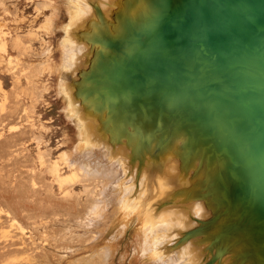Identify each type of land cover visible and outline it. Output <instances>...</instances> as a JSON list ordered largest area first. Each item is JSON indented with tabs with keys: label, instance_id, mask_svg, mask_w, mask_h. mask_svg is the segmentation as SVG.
I'll use <instances>...</instances> for the list:
<instances>
[{
	"label": "water",
	"instance_id": "water-1",
	"mask_svg": "<svg viewBox=\"0 0 264 264\" xmlns=\"http://www.w3.org/2000/svg\"><path fill=\"white\" fill-rule=\"evenodd\" d=\"M119 8L111 27L87 35L90 62L72 84L107 134L97 146L125 142L132 161L154 148L148 183L161 175L163 154L177 175L190 173L191 199L205 213L164 251L201 238L199 264H264V0H124Z\"/></svg>",
	"mask_w": 264,
	"mask_h": 264
},
{
	"label": "rangeland",
	"instance_id": "rangeland-1",
	"mask_svg": "<svg viewBox=\"0 0 264 264\" xmlns=\"http://www.w3.org/2000/svg\"><path fill=\"white\" fill-rule=\"evenodd\" d=\"M81 1L0 0V232L8 229L0 233V264H199L206 251L201 238L198 247L189 242L181 252L164 251L182 238L193 216L204 214L191 200L195 189L181 183H190V173L174 174L172 154H163L161 175L148 183L156 167L154 148L146 159L132 161L125 142L98 147L106 132L83 119L74 95L59 94L66 31L88 22L87 17L73 22ZM51 163H58L62 176L78 170L80 178L61 187ZM127 170L140 182L139 190ZM177 190L183 196L176 202ZM168 202L178 208H164Z\"/></svg>",
	"mask_w": 264,
	"mask_h": 264
},
{
	"label": "bare ground",
	"instance_id": "bare-ground-1",
	"mask_svg": "<svg viewBox=\"0 0 264 264\" xmlns=\"http://www.w3.org/2000/svg\"><path fill=\"white\" fill-rule=\"evenodd\" d=\"M85 1V3L83 2ZM123 2L124 0H95V1H88V0H82L81 1V4L79 6H74L75 7V17L73 19V22H75L76 20L77 21H80L82 22L84 20L85 17H87L86 20H88V22H82L81 24L78 23V25L76 26H79V27H75L76 29H73V28H68L67 29V33H68V36L65 38V40L63 41V43L65 44L64 47H62L63 49V58H62V68L67 70V76L66 78L62 77L60 82H59V94H64L65 96H68L70 94L74 95L75 97V100L76 101H79L76 99V94L74 92V90L72 89V84H74V80L77 76V74L80 73V70H82L83 68H86L88 65V63L90 62V51L88 49V45L84 42L87 40L88 36L87 35H91L94 31L97 30V28L101 25H103L104 27H111V23H112V18H113V15L115 14L116 11H118L120 8L121 5H123ZM99 4V5H98ZM81 15H80V14ZM54 14H52V16L48 17V20H46V23H45V26L51 24V21H52V17H53ZM83 16V17H82ZM76 18V19H75ZM76 24V23H75ZM82 25V26H81ZM103 27V28H104ZM31 33V32H30ZM2 43V42H1ZM0 43V45H1ZM28 44V43H27ZM4 49V48H3ZM21 54V53H20ZM1 57V56H0ZM17 57V56H16ZM21 58V57H20ZM12 62V61H11ZM15 63V61H14ZM11 65V64H10ZM21 65V63H20ZM16 66V64H15ZM25 67V66H24ZM19 68V66H18ZM10 69V68H9ZM25 71L27 68H24ZM43 69L45 70L46 68L43 67ZM12 70V69H11ZM15 69H13L12 71L14 72ZM12 72V75H14ZM18 72V70L16 71ZM14 72V73H16ZM32 74V73H31ZM17 76V74H15ZM14 75V76H15ZM18 75L21 76V74H19L18 72ZM34 76V75H33ZM19 77V76H17ZM27 77H31V76H27ZM16 80V79H15ZM14 80V82H15ZM17 82V80H16ZM15 82V83H16ZM19 83V82H18ZM21 86V84H20ZM18 87V86H17ZM29 88V87H28ZM21 89V88H20ZM23 89V88H22ZM15 90V88L13 89ZM19 90V88H18ZM26 90V89H25ZM29 90V89H28ZM45 90L47 91V89L45 88ZM30 91V90H29ZM14 93V92H13ZM28 95V93H27ZM15 96V95H14ZM8 97V96H7ZM9 99V98H8ZM18 102V101H17ZM20 102V101H19ZM82 105V104H81ZM15 107V106H14ZM24 107V106H23ZM23 107H20L21 110L23 109ZM83 108V107H82ZM25 109V107H24ZM83 111H84V117L83 119L84 120H88V121H91V122H94L97 124V127L99 128V131L103 134L104 133V128H103V125L101 123V121L99 120V117L98 116H95L93 115L92 113H90L88 110L84 109L83 108ZM16 115L17 114H21V113H18V111H16ZM19 112H22L19 110ZM9 113V112H8ZM24 113V112H22ZM32 113V112H31ZM4 114V113H2ZM10 114V113H9ZM8 114V115H9ZM12 115V114H10ZM26 116V113L24 114ZM6 116V115H5ZM14 116V115H12ZM15 117V116H14ZM20 117V116H19ZM23 117V116H22ZM21 118V117H20ZM19 118V119H20ZM25 120L27 119L28 121V116L27 118H24ZM22 118V120H24ZM30 120V118H29ZM7 121V120H6ZM9 121V120H8ZM3 123V122H2ZM6 123V122H4ZM1 124V122H0ZM4 125V124H3ZM2 125V126H3ZM5 126V125H4ZM23 126V125H22ZM21 126V127H22ZM4 128V127H3ZM18 132V131H17ZM24 132V131H22ZM20 133V132H19ZM24 134V133H23ZM15 137V136H14ZM17 138V137H16ZM19 138V136H18ZM17 138V139H18ZM3 139V138H2ZM0 139V140H2ZM8 140H6L5 142L7 143ZM10 141V140H9ZM4 142V141H3ZM4 142V143H5ZM11 142V141H10ZM14 142V141H13ZM9 144V142H8ZM12 144V142H11ZM10 144V146H11ZM15 144V143H14ZM13 144V145H14ZM16 145V144H15ZM21 145V144H20ZM1 146V145H0ZM4 146V145H3ZM7 146V145H5ZM4 146V148H5ZM17 146V145H16ZM12 147V146H11ZM1 148V147H0ZM10 148V147H9ZM8 148V150H9ZM14 150H12V148L10 150H12V152L14 151L15 152V148H13ZM19 150V149H18ZM16 150V151H18ZM6 151V150H5ZM4 151V153H5ZM11 152V153H12ZM10 153V154H11ZM6 154V153H5ZM144 155V159H146V155ZM142 155V156H143ZM1 156V155H0ZM70 156V153H66L65 154V157H68ZM148 156V155H147ZM6 157V156H5ZM3 159V158H2ZM138 159V158H137ZM145 161V160H144ZM52 164V163H51ZM73 165H76V163H74ZM175 165V164H174ZM86 164H82L80 165V168H86L85 167ZM173 166V164H172ZM170 169H168L169 171ZM49 171L56 177L57 179V182L60 184L61 187H66V183H70V184H74L76 181H78V179L80 178V175L78 173V170H75V172L69 176H62L60 174V168H59V165L58 163H54L52 165L49 166ZM105 173V172H104ZM89 174V173H88ZM87 174V175H88ZM177 175V173H174ZM106 175V174H105ZM181 174H179L178 176L180 178H182V175L180 176ZM104 176V175H103ZM175 177V176H174ZM179 178V179H180ZM85 179V178H84ZM85 180H88V179H85ZM85 180H83L82 182H84ZM182 180V179H181ZM172 181V180H171ZM175 181V180H174ZM173 182V181H172ZM170 182V183H172ZM177 182V181H176ZM168 183V182H167ZM182 184L184 185H187V184H190L188 182H186L184 179L182 180L181 182ZM180 184V183H179ZM87 185V184H86ZM170 185V184H169ZM168 185V186H169ZM172 186V188H174L173 186L174 185H170ZM176 188V187H175ZM65 190V189H64ZM67 190V188H66ZM88 192V191H87ZM92 197V196H91ZM188 198V197H187ZM192 200V199H191ZM191 200L189 199L188 201L191 202ZM94 202V201H93ZM189 202V203H190ZM95 203H98V202H95ZM94 204V203H93ZM201 205V204H199ZM198 205V206H199ZM96 206V205H95ZM192 206V205H190ZM194 207V206H193ZM193 207L191 209H193ZM202 208V206H200ZM199 208V207H198ZM200 208V209H201ZM190 209V210H191ZM203 209V208H202ZM195 211V210H194ZM3 212V211H2ZM5 213V212H4ZM188 213V212H187ZM205 213V211H204ZM189 216V215H188ZM5 219V218H4ZM12 223V222H11ZM11 225V224H10ZM6 226V225H5ZM8 227V226H7ZM5 228V227H4ZM8 231V229L6 230ZM5 231V232H6ZM13 231V229L11 230ZM3 231H1L0 233H2ZM3 232V233H5ZM17 232V231H16ZM19 234V233H18ZM17 234V235H18ZM7 235V234H6ZM8 236V235H7ZM2 238V237H1ZM5 239V238H4ZM3 241V240H2ZM5 241V240H4ZM3 241V242H4ZM1 242V240H0ZM15 242V241H14ZM19 242V241H18ZM4 244V243H3ZM19 244V243H18ZM22 244H25V243H22ZM27 244V243H26ZM11 246V245H10ZM21 246V244H20ZM22 246H25V245H22ZM18 247V246H17ZM16 248V247H15ZM18 248H21V247H18ZM7 249V248H6ZM5 249V251H6ZM13 249V248H11ZM10 249V250H11ZM17 249V248H16ZM24 249V248H23ZM22 249V250H23ZM19 250V249H18ZM17 250V252H18ZM2 251V250H1ZM14 251V250H13ZM4 252V250H3ZM2 252V253H3ZM8 252V251H7ZM11 252V251H10Z\"/></svg>",
	"mask_w": 264,
	"mask_h": 264
}]
</instances>
